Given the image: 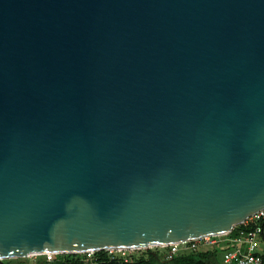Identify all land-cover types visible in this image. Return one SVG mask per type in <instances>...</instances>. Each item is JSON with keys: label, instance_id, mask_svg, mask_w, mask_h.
<instances>
[{"label": "water", "instance_id": "obj_1", "mask_svg": "<svg viewBox=\"0 0 264 264\" xmlns=\"http://www.w3.org/2000/svg\"><path fill=\"white\" fill-rule=\"evenodd\" d=\"M263 208L264 0H0V259Z\"/></svg>", "mask_w": 264, "mask_h": 264}, {"label": "built area", "instance_id": "obj_2", "mask_svg": "<svg viewBox=\"0 0 264 264\" xmlns=\"http://www.w3.org/2000/svg\"><path fill=\"white\" fill-rule=\"evenodd\" d=\"M264 208L249 216L244 222L236 225L231 231L223 234L203 235L200 237L168 243L153 245L150 248H108L90 250L75 253H52L43 254L47 260H52L56 254H80L93 262L99 260L103 252L110 259L132 260L145 255L148 250H159L167 260L173 259L178 254L189 251H197L208 247L222 248V264H264V252L259 250V240L264 242ZM242 225V226H240ZM240 226V227H239ZM142 251V254H134Z\"/></svg>", "mask_w": 264, "mask_h": 264}, {"label": "trees", "instance_id": "obj_3", "mask_svg": "<svg viewBox=\"0 0 264 264\" xmlns=\"http://www.w3.org/2000/svg\"><path fill=\"white\" fill-rule=\"evenodd\" d=\"M262 223H264V219ZM100 254L101 256L96 262L80 254H56L52 260H47L44 256L36 262H29L28 260L9 262L0 259V264H222V248L219 247L183 252L170 260L165 259L164 255L158 250H148L145 255L132 260L110 259L103 252H100Z\"/></svg>", "mask_w": 264, "mask_h": 264}, {"label": "rangeland", "instance_id": "obj_4", "mask_svg": "<svg viewBox=\"0 0 264 264\" xmlns=\"http://www.w3.org/2000/svg\"><path fill=\"white\" fill-rule=\"evenodd\" d=\"M154 249L164 250V248H161V247H154ZM259 250L262 253L264 252V242L261 239L259 240ZM134 254L140 255L142 254V251H136ZM42 256L44 255H32V256H24V257L4 258V259L9 262H16L18 260H28L29 262H36Z\"/></svg>", "mask_w": 264, "mask_h": 264}]
</instances>
